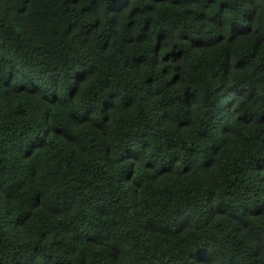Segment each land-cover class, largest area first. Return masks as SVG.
Here are the masks:
<instances>
[{"label": "trees", "instance_id": "trees-1", "mask_svg": "<svg viewBox=\"0 0 264 264\" xmlns=\"http://www.w3.org/2000/svg\"><path fill=\"white\" fill-rule=\"evenodd\" d=\"M0 264H264V0H0Z\"/></svg>", "mask_w": 264, "mask_h": 264}]
</instances>
